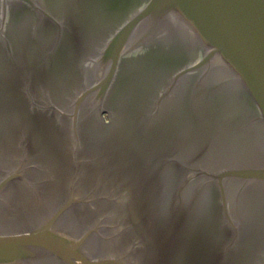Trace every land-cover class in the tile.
<instances>
[{
  "label": "water",
  "instance_id": "obj_1",
  "mask_svg": "<svg viewBox=\"0 0 264 264\" xmlns=\"http://www.w3.org/2000/svg\"><path fill=\"white\" fill-rule=\"evenodd\" d=\"M0 264H264V0H0Z\"/></svg>",
  "mask_w": 264,
  "mask_h": 264
}]
</instances>
